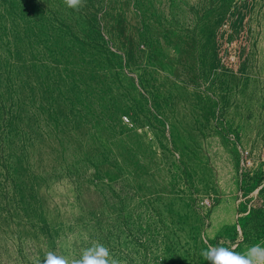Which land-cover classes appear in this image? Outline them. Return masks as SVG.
Masks as SVG:
<instances>
[{"label": "rangeland", "instance_id": "obj_1", "mask_svg": "<svg viewBox=\"0 0 264 264\" xmlns=\"http://www.w3.org/2000/svg\"><path fill=\"white\" fill-rule=\"evenodd\" d=\"M254 207L264 0H0V264H208Z\"/></svg>", "mask_w": 264, "mask_h": 264}, {"label": "clouds", "instance_id": "obj_2", "mask_svg": "<svg viewBox=\"0 0 264 264\" xmlns=\"http://www.w3.org/2000/svg\"><path fill=\"white\" fill-rule=\"evenodd\" d=\"M65 5L75 11L86 3V0H64ZM200 255L208 264H264V246L260 243L251 245L243 253L236 252L231 247L222 246L219 242L202 249ZM46 264H68L66 259L49 255ZM72 264H121L115 258H109V250L95 244L85 251L81 259L75 260Z\"/></svg>", "mask_w": 264, "mask_h": 264}, {"label": "trees", "instance_id": "obj_3", "mask_svg": "<svg viewBox=\"0 0 264 264\" xmlns=\"http://www.w3.org/2000/svg\"><path fill=\"white\" fill-rule=\"evenodd\" d=\"M254 218H257V222L259 223V236H261L264 233V211L259 207H254L252 210ZM256 215V216H255ZM246 241L249 242V240L246 238Z\"/></svg>", "mask_w": 264, "mask_h": 264}]
</instances>
